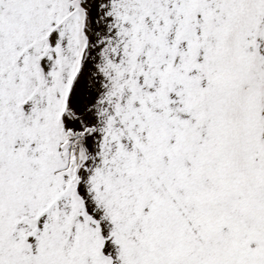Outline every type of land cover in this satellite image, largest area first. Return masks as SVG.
Wrapping results in <instances>:
<instances>
[{
  "label": "snow or ice",
  "instance_id": "1",
  "mask_svg": "<svg viewBox=\"0 0 264 264\" xmlns=\"http://www.w3.org/2000/svg\"><path fill=\"white\" fill-rule=\"evenodd\" d=\"M0 264H264V0H0Z\"/></svg>",
  "mask_w": 264,
  "mask_h": 264
}]
</instances>
